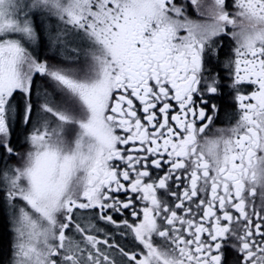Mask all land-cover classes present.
Returning <instances> with one entry per match:
<instances>
[{
    "label": "snow or ice",
    "instance_id": "1",
    "mask_svg": "<svg viewBox=\"0 0 264 264\" xmlns=\"http://www.w3.org/2000/svg\"><path fill=\"white\" fill-rule=\"evenodd\" d=\"M189 8L205 15L200 0H0V161L17 126L30 145L0 173L7 204L24 202L14 264H224L230 239L237 264H264V0H213L199 22ZM41 17L69 63L89 42L86 73L39 59ZM226 37L238 120L210 138Z\"/></svg>",
    "mask_w": 264,
    "mask_h": 264
},
{
    "label": "flooded vegetation",
    "instance_id": "2",
    "mask_svg": "<svg viewBox=\"0 0 264 264\" xmlns=\"http://www.w3.org/2000/svg\"><path fill=\"white\" fill-rule=\"evenodd\" d=\"M201 3V9L200 11L205 13L204 16H201L199 12H197L194 8H189L187 15L188 18L199 22L202 19L207 18V14L209 12V9L211 8L213 4V0H200ZM41 20L44 21L41 28H42V34H41V40L40 43L35 47L34 51L38 55L39 59L41 61H48L50 64H56L61 65L64 67H72V64H79L80 67H85L83 64L85 63V46H86V39H77L75 40L79 46L77 47H83L82 51L80 50V58L75 63H69L67 60H65V51L54 47L50 41L55 35V31H58L60 28H62V25H59L58 22L55 21V19H52L51 21H47L44 19V17H41ZM58 29V30H57ZM233 31H238V29H235ZM186 34V33H181ZM224 40V49L223 52H221L222 48L220 49V54L218 58H214L213 61L210 63V69L211 73H219V76L221 77V83L223 85L222 87V94L219 95L215 99V103L220 106V113L219 118L215 121L213 125L210 126L209 130L206 131L205 135L208 137H212L216 133L217 128H229L235 126L237 120H238V110L236 107V102L234 99L235 93L234 90L231 88V78H230V69L226 67V62L230 59H232V50L236 46L235 39L231 37L223 38ZM76 46V45H75ZM70 55V53H69ZM45 86L49 88V91H53L50 82L46 77H35V85L34 87L37 89H42ZM243 91L250 92L251 88L247 85L242 86ZM20 95H17V100H20ZM54 99H59L58 96H54ZM70 125H67L65 127V133L66 136H68ZM18 136V137H17ZM18 138L20 143H23L25 141V131L23 126H17L14 134L12 135V145L14 146L16 152L18 153L15 157H4L3 161H0V173H2L6 168L12 169L16 168L18 166H14L13 163H17L19 159L23 158V154L25 153V150L22 148V145L18 146L14 144V141ZM162 174V173H161ZM4 188V182L2 179H0V190ZM17 205L16 209H13L10 207L7 202L5 201L3 197V192L0 191V208L2 210L4 219L6 221V227H7V233L9 237V248L8 253L6 257L0 262V264H13L15 262V256H14V245L16 243V235L14 232V223L13 218L14 216H18V207L23 206V201L17 200L14 202ZM77 221L82 224V226L87 225L89 222V217L82 214H76ZM92 223L96 224V227L98 229H103L104 231H108L111 229V225H105L104 222L94 220ZM69 235H72V233H68ZM99 235H103V233H98ZM76 239H79V236L76 235ZM119 238V237H117ZM120 242L125 245L126 247H132L133 246V240L131 236H128L124 239H121ZM233 240H229L225 247H224V264H237L238 260V254L236 250L231 247V244H233Z\"/></svg>",
    "mask_w": 264,
    "mask_h": 264
},
{
    "label": "trees",
    "instance_id": "3",
    "mask_svg": "<svg viewBox=\"0 0 264 264\" xmlns=\"http://www.w3.org/2000/svg\"><path fill=\"white\" fill-rule=\"evenodd\" d=\"M86 47H87V51H88L87 62L89 63L91 61V59L89 60V58H91V54L89 52V49L91 46L87 40H86ZM223 49H224V47L222 48L221 52H223ZM71 126H73V125H71ZM14 144H16L18 146L22 145V148L24 150L26 149V146L29 145L28 143H26V141H23V143H20L18 138L14 141ZM76 214L86 215L89 217V221L90 220H91V222L94 221V219H92V213L77 212ZM75 238H78V237L75 236ZM8 248H9V237H8V233H7L6 221L4 219L2 210L0 208V262L4 259V257H6V255L8 253Z\"/></svg>",
    "mask_w": 264,
    "mask_h": 264
},
{
    "label": "rangeland",
    "instance_id": "4",
    "mask_svg": "<svg viewBox=\"0 0 264 264\" xmlns=\"http://www.w3.org/2000/svg\"><path fill=\"white\" fill-rule=\"evenodd\" d=\"M58 30V29H57ZM75 43V45L76 46H79L78 44H77V42L75 41L74 42ZM82 48L83 47H80V50L82 51ZM87 51V47L85 46V63L83 64V66H85V67H80L79 66V64H72V67L73 68H76L79 72H80V74L81 75H83L84 73H86L87 71H88V68H89V64H90V62L88 63L87 62V53H88V51ZM89 52H90V49H89ZM91 58H89V60H90ZM53 126H55V125H53ZM68 131H69V134H68V136H66V133H64V138H65V140L66 141H68L69 143H72V142H74V140H75V138H76V135H77V133H78V127L77 126H75V125H73V126H69V128H68ZM28 151H30V145H27L26 146V149H25V153L23 154V158L22 159H19V161L16 163H13V165L14 166H18V167H21V166H23V163H24V158H26V155H27V152ZM22 183H24L23 181H22ZM23 206H24V203H23ZM13 264H14V262H13Z\"/></svg>",
    "mask_w": 264,
    "mask_h": 264
}]
</instances>
